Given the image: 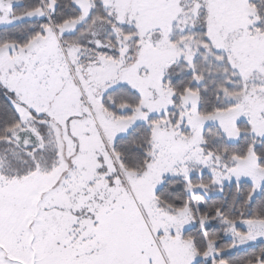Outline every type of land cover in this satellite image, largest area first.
<instances>
[{"label":"snow or ice","instance_id":"1","mask_svg":"<svg viewBox=\"0 0 264 264\" xmlns=\"http://www.w3.org/2000/svg\"><path fill=\"white\" fill-rule=\"evenodd\" d=\"M0 264H264V0H0Z\"/></svg>","mask_w":264,"mask_h":264}]
</instances>
